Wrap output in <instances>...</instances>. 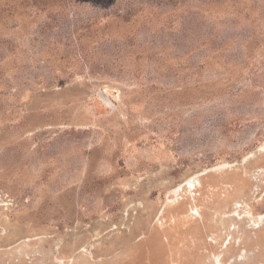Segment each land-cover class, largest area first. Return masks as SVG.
Returning <instances> with one entry per match:
<instances>
[{"label": "rangeland", "instance_id": "obj_1", "mask_svg": "<svg viewBox=\"0 0 264 264\" xmlns=\"http://www.w3.org/2000/svg\"><path fill=\"white\" fill-rule=\"evenodd\" d=\"M0 264H264V0H0Z\"/></svg>", "mask_w": 264, "mask_h": 264}, {"label": "bare ground", "instance_id": "obj_2", "mask_svg": "<svg viewBox=\"0 0 264 264\" xmlns=\"http://www.w3.org/2000/svg\"><path fill=\"white\" fill-rule=\"evenodd\" d=\"M193 187V186H192Z\"/></svg>", "mask_w": 264, "mask_h": 264}]
</instances>
